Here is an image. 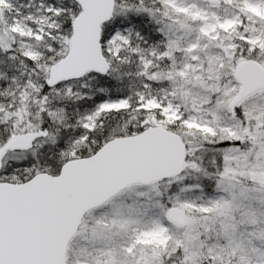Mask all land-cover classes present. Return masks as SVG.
I'll return each mask as SVG.
<instances>
[{
	"label": "snow or ice",
	"instance_id": "6c2138e0",
	"mask_svg": "<svg viewBox=\"0 0 264 264\" xmlns=\"http://www.w3.org/2000/svg\"><path fill=\"white\" fill-rule=\"evenodd\" d=\"M0 264H264V0H0Z\"/></svg>",
	"mask_w": 264,
	"mask_h": 264
}]
</instances>
